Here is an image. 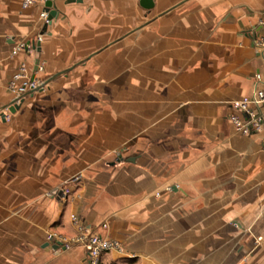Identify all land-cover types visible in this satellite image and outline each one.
I'll return each instance as SVG.
<instances>
[{
  "label": "crops",
  "instance_id": "0c3cea01",
  "mask_svg": "<svg viewBox=\"0 0 264 264\" xmlns=\"http://www.w3.org/2000/svg\"><path fill=\"white\" fill-rule=\"evenodd\" d=\"M152 1L53 0L25 57L55 78L10 113L11 45L43 24L41 6L0 0V264H86L45 247L73 236L72 214L124 246L101 264H264V132L227 122L264 78V0ZM77 174L67 200L46 196Z\"/></svg>",
  "mask_w": 264,
  "mask_h": 264
},
{
  "label": "built area",
  "instance_id": "2783aa9c",
  "mask_svg": "<svg viewBox=\"0 0 264 264\" xmlns=\"http://www.w3.org/2000/svg\"><path fill=\"white\" fill-rule=\"evenodd\" d=\"M46 2L47 0H19L22 10L41 6L38 19L43 25L47 23L48 16V13L45 12ZM258 26L261 29V34L256 38L255 46L257 53L264 58V15L259 18ZM42 41L43 35L37 34L32 42L19 41L11 45L10 58L14 59L20 54L24 56L18 61L16 70L7 83V90L12 95L16 104L26 95L37 92L42 87H45L43 80L30 74V66L27 64L25 57L34 54L37 44H40ZM42 68L41 64H37L35 66V73L41 72ZM229 109L227 122L236 134L250 137L264 132V78L259 74L255 75L251 93L248 96L230 102ZM117 155L119 156L121 153L117 152ZM81 178V174L73 176L69 181L47 192L46 196L58 200H67L73 194V186L77 185ZM155 196L160 197V194L156 193ZM70 221L75 228L73 236H64L54 232L46 234L48 245H57V249H52L54 256H59L63 251L74 247H81L85 253L86 264H101V258L104 254L114 252L123 255L125 253V248L119 241L99 234L93 227L82 222L77 215H70ZM100 228L106 229V225L101 224ZM261 241V237L254 240L256 244Z\"/></svg>",
  "mask_w": 264,
  "mask_h": 264
},
{
  "label": "water",
  "instance_id": "95a60500",
  "mask_svg": "<svg viewBox=\"0 0 264 264\" xmlns=\"http://www.w3.org/2000/svg\"><path fill=\"white\" fill-rule=\"evenodd\" d=\"M52 1L53 0H47V2L45 3V12L48 13L47 16V23L43 25L42 31L40 34H44L46 31V28L52 24V22L55 20L56 15H57V11L56 9L53 7L52 5ZM81 0H68V3H74V2H80ZM139 5L145 9V10H151L153 8V1L152 0H139ZM40 50V44H37V51ZM62 74H65V72H63ZM55 77L47 80L44 83V86H46L51 80H53ZM44 87H42L40 90H42ZM39 90V91H40ZM24 100V97L20 99V103ZM15 101L12 102V104L10 106H8V111L10 113H14L15 110L17 109V107L15 106ZM123 159L121 157L118 158L117 162H122ZM114 163H112L111 165H113ZM48 244H46L45 247H47ZM52 249H57V245L51 246Z\"/></svg>",
  "mask_w": 264,
  "mask_h": 264
}]
</instances>
